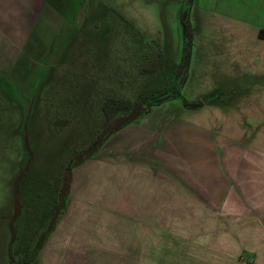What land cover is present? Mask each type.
<instances>
[{
  "label": "crops",
  "instance_id": "0c3cea01",
  "mask_svg": "<svg viewBox=\"0 0 264 264\" xmlns=\"http://www.w3.org/2000/svg\"><path fill=\"white\" fill-rule=\"evenodd\" d=\"M65 3L0 0L2 137L7 111L21 116L17 100L7 95V74L33 53L35 38L52 22L48 10L62 11ZM102 3L119 13L102 0L91 12ZM262 17L252 15L259 24L239 20L253 28L251 39L258 46H264ZM56 38L49 41L56 44ZM56 58L67 60L64 53ZM63 68L79 75L87 70L86 64ZM195 76L190 68L189 77ZM185 104L153 106L114 133L93 159L74 168L73 180L69 165L64 167L49 183L48 196L39 193L43 201L36 207L32 203L28 224L22 206L14 223V249L22 248L27 236L34 235L35 244L57 214L34 264H264V128L250 135L237 105ZM251 109L253 123L264 125V99ZM18 196L21 201V191ZM15 212L14 188L9 207L0 209V264H11ZM109 252L114 253L110 258Z\"/></svg>",
  "mask_w": 264,
  "mask_h": 264
},
{
  "label": "rangeland",
  "instance_id": "374dc122",
  "mask_svg": "<svg viewBox=\"0 0 264 264\" xmlns=\"http://www.w3.org/2000/svg\"><path fill=\"white\" fill-rule=\"evenodd\" d=\"M100 1L82 0L79 3L78 0H66L62 11L49 9L52 22L41 37L35 38L33 53L25 55L6 77L7 95L21 106V116L12 108L7 111L3 137L0 133V209L6 205L9 207L12 190L15 188L16 192L17 186L21 191L20 203L25 217L29 219L24 220L26 224L31 222L32 203L36 207L43 201L39 199V193L48 196L49 183L68 167L70 155L76 152L75 149L85 152L101 134L105 126L101 97L110 92L125 94L132 99L164 94L171 82L172 66L181 65L186 53L188 82L183 86L185 97L164 101V107L183 108L187 107L186 102L237 105L245 112L242 122L250 135L257 136V131L264 128L262 124H254L251 115L252 103L264 99V77L260 75L261 71L264 73L260 67L264 46H258L251 39L253 28L247 29L239 21L250 20L252 24H259L253 20V14L263 16L264 20V5L258 6L262 1L102 0L119 8V13L107 10L92 13V8L97 9L95 3ZM184 7H188L187 16L192 29L188 51L182 22ZM116 14L125 20L121 21ZM130 27L149 40L160 42L165 70L152 77L138 75L140 61ZM87 37L103 43L102 60L98 62L102 68L94 67L89 71L97 73L88 76L91 83H97L92 88L88 84L86 116L83 114L61 129L62 123H55L58 104L63 100L58 82L66 72L64 64L80 66L89 63L92 55L80 51L78 43ZM50 38H56L57 43H51ZM51 53L54 56L49 57ZM59 53H64L67 60L57 59ZM108 59H115L118 66L114 67V61L105 62ZM110 65L113 66L111 69L108 68ZM190 68L196 70L193 79L189 77ZM157 87L161 89L155 93L153 89ZM47 110L54 116L51 122ZM222 110L229 113L225 108ZM66 117L61 115L57 119L63 121ZM246 122L252 123L253 127ZM26 137L30 150L26 148ZM23 173L25 176L20 181ZM108 254L110 258L114 253Z\"/></svg>",
  "mask_w": 264,
  "mask_h": 264
},
{
  "label": "trees",
  "instance_id": "16d2710c",
  "mask_svg": "<svg viewBox=\"0 0 264 264\" xmlns=\"http://www.w3.org/2000/svg\"><path fill=\"white\" fill-rule=\"evenodd\" d=\"M186 4V3H185ZM187 6V4L185 5ZM99 10L101 11H110L116 13L105 4H101ZM188 7H184L182 12V22L184 28V41L186 50L188 51L192 42V29L188 20ZM116 16L124 21L125 19L120 17V15L116 14ZM129 30L133 33V38H135L133 44L136 47L137 55L139 59L138 66V75L139 76H149L152 77L157 73L165 70V56L163 53L162 46L160 42L156 39L149 40L145 35L141 32L134 30L133 27H130ZM102 44L100 41L93 39L92 37L85 38L81 42V51L84 53H90L92 57L88 60L89 63L86 64L88 72L86 70V75H79L72 71V73H66L63 79L58 83L61 84L60 88H62V102L58 104V115L59 118L61 115L67 116L65 119L55 120V123H62V128L72 123L77 118H80L83 114L86 116V94L89 90L88 84H90V88L95 84L96 81L90 82L88 76H94L97 73L89 72L94 67L101 69V64L99 65V60H102ZM105 60V59H103ZM114 61V67L118 66L117 61L115 59H108L105 62ZM110 65L108 68H112ZM172 74L169 76L171 82L165 88L164 94L155 97H138L136 99H132L125 94H116V93H107L105 96L101 97V111L103 113V121L104 128L101 134L94 140L89 147L86 148L85 152H79L75 149L76 152H73L69 158V168H70V179L73 180V170L77 166L85 163L88 160L93 159L101 149V147L105 144V142L117 131L121 130L125 126L130 123L138 121L141 117L149 113L150 109L153 106L159 105L164 101L170 100L172 98H183L182 89L186 82L188 76V64H187V53L185 55L184 61L181 65L172 66ZM68 74H72L69 76ZM94 74V75H93ZM95 89V88H94ZM161 87H157L153 89V91L160 92ZM145 92H148L144 90ZM169 96L168 99L163 100L161 103L157 100ZM49 115V117H48ZM50 110H47V117L51 122V119L54 118L51 115ZM26 148L30 150L28 137L25 139ZM25 173H23L20 177L23 179ZM19 185V183H18ZM19 188L16 186V212L11 221V232L12 239L10 243V259L11 264H34L39 256V253L48 239L51 232L55 229L57 223V214L53 217L48 227L39 234L37 240L34 244V235L27 236L23 241L22 248L14 249L13 245L17 238V232L14 226L15 221L19 218L22 211V204L20 203L18 196Z\"/></svg>",
  "mask_w": 264,
  "mask_h": 264
},
{
  "label": "water",
  "instance_id": "95a60500",
  "mask_svg": "<svg viewBox=\"0 0 264 264\" xmlns=\"http://www.w3.org/2000/svg\"><path fill=\"white\" fill-rule=\"evenodd\" d=\"M169 98V96H165V97H163V98H161V99H159V100H157L158 102H162L163 100H166V99H168Z\"/></svg>",
  "mask_w": 264,
  "mask_h": 264
}]
</instances>
